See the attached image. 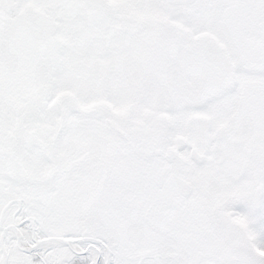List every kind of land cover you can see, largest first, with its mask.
<instances>
[{
    "label": "snow or ice",
    "instance_id": "1",
    "mask_svg": "<svg viewBox=\"0 0 264 264\" xmlns=\"http://www.w3.org/2000/svg\"><path fill=\"white\" fill-rule=\"evenodd\" d=\"M0 264H264V0H0Z\"/></svg>",
    "mask_w": 264,
    "mask_h": 264
}]
</instances>
